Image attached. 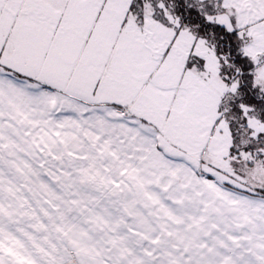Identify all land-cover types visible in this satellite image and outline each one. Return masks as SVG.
<instances>
[{"label": "snow or ice", "instance_id": "snow-or-ice-1", "mask_svg": "<svg viewBox=\"0 0 264 264\" xmlns=\"http://www.w3.org/2000/svg\"><path fill=\"white\" fill-rule=\"evenodd\" d=\"M0 264H264V0H0Z\"/></svg>", "mask_w": 264, "mask_h": 264}]
</instances>
